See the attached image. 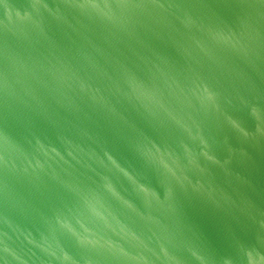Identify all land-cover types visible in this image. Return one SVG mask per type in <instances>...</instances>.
Returning <instances> with one entry per match:
<instances>
[{"label":"water","instance_id":"water-1","mask_svg":"<svg viewBox=\"0 0 264 264\" xmlns=\"http://www.w3.org/2000/svg\"><path fill=\"white\" fill-rule=\"evenodd\" d=\"M0 264H264V0H0Z\"/></svg>","mask_w":264,"mask_h":264}]
</instances>
